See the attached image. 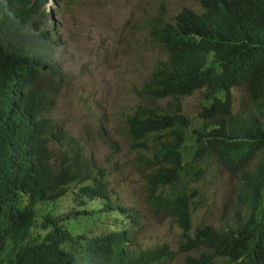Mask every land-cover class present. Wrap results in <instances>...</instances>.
I'll return each instance as SVG.
<instances>
[{
    "label": "trees",
    "instance_id": "16d2710c",
    "mask_svg": "<svg viewBox=\"0 0 264 264\" xmlns=\"http://www.w3.org/2000/svg\"><path fill=\"white\" fill-rule=\"evenodd\" d=\"M46 1L0 0V264H65L75 253L86 264L162 263L172 255L166 245L133 250L123 227L85 238L72 235L63 216L47 212L38 221L35 205L64 196L73 182L80 184L73 200L102 198L107 190L102 171L81 174L77 155L59 168L48 163L49 141L65 144L67 137L54 134L52 90L40 84L44 73L62 76ZM199 5L200 11L183 7L171 21L157 14L147 23L167 56L140 91L167 102L136 106L126 119L129 147L138 150L148 203L181 229L179 250H206L186 255L185 264H216L217 257L225 264H264V0ZM238 86L248 93L247 113L231 110V88ZM195 91L201 110L192 123L180 99ZM203 157L238 174L237 201L248 215L190 235L197 192L186 186L202 177Z\"/></svg>",
    "mask_w": 264,
    "mask_h": 264
},
{
    "label": "rangeland",
    "instance_id": "374dc122",
    "mask_svg": "<svg viewBox=\"0 0 264 264\" xmlns=\"http://www.w3.org/2000/svg\"><path fill=\"white\" fill-rule=\"evenodd\" d=\"M45 7L49 20L55 22L52 29L59 48L55 57L63 72V77L44 73L40 81L42 86L54 89L55 102L49 112L54 127L81 143L83 169L103 172L110 200L138 212L139 223L131 232L132 247L167 243L175 254L165 264H185L186 255L197 256L206 250L198 247L188 253L178 252L180 228L173 219L158 216L149 206L145 173L135 161L138 150L129 147L126 117L140 104L161 106L167 102L140 93L154 65L167 56L166 49L150 36L148 20L160 13L171 21L183 7L200 11L199 0H48ZM231 92L232 111H250L245 87H233ZM180 103L183 113L195 122L201 110V93L184 96ZM152 138L145 140L146 146ZM62 151L59 145L51 144L55 158ZM198 161L203 175L186 186L188 192H197L193 227L211 225L220 229L233 226L237 214L244 219L248 214L237 201L238 174L225 170L212 157ZM79 187L74 182L63 197L37 203L38 221L50 212L63 216L72 235L94 236L107 212L99 208L98 199L80 196L73 200L79 195ZM225 263L226 258H216V264Z\"/></svg>",
    "mask_w": 264,
    "mask_h": 264
},
{
    "label": "clouds",
    "instance_id": "9594fccd",
    "mask_svg": "<svg viewBox=\"0 0 264 264\" xmlns=\"http://www.w3.org/2000/svg\"><path fill=\"white\" fill-rule=\"evenodd\" d=\"M48 0L45 2V5L47 4ZM182 9V8H181ZM180 9V10H181ZM48 11H50L49 9H47ZM179 10V11H180ZM45 12L46 11V7H45ZM160 14V13H158ZM177 14V13H176ZM176 16V15H175ZM47 17L49 19V13H47ZM155 17V16H154ZM153 18V17H152ZM150 18L148 20L147 23H149V21L152 19ZM174 19V18H173ZM50 21V29H52L53 27V24H55V22L53 20H49ZM54 31V30H53ZM156 65V64H155ZM154 65V66H155ZM154 69V67H153ZM153 70H151V73H152ZM60 72L62 74L61 77H63V72L61 71V67H60ZM50 73V72H49ZM151 73H150V76H151ZM55 76V75H54ZM149 76V78H150ZM56 77V76H55ZM148 78V79H149ZM49 89V88H48ZM52 90V89H51ZM141 93V91H140ZM52 94H53V102H55V94H54V89L52 90ZM142 94V93H141ZM143 95V94H142ZM144 96V95H143ZM147 97V96H145ZM150 98V97H148ZM162 100V99H161ZM233 103V101H232ZM53 106H54V103H53ZM53 108V107H52ZM231 110H232V107H231ZM134 111V110H133ZM183 112V111H182ZM133 113V112H132ZM131 113V114H132ZM235 113V112H234ZM130 114V115H131ZM129 116V115H128ZM127 116V117H128ZM50 117V116H49ZM126 117V119H127ZM51 119V118H50ZM53 127H54V124H53ZM127 127V125H126ZM56 128V127H55ZM58 128V127H57ZM55 129L53 130L54 131V134H60V135H63L66 138V141H65V144H60L56 141H49V152H50V159L48 160V163L52 166V168H59V163L62 162L63 165H65L66 163L68 162H71L73 160V158L77 155L78 156V163H79V167H80V170H81V174L84 175V174H90V175H94L95 173H92L91 171H85L82 167V164H81V160H80V155H81V152H82V145L81 143L76 140L75 138H72L70 136H67L65 133H60L58 129ZM189 134V133H188ZM52 143H55L57 145H59L60 147L63 148V151H62V155L58 158H55L54 156H52L51 154V144ZM104 180L107 181V190H106V193L104 194V197L100 198V197H95V198H92V199H98L100 202H97L99 204V208L100 209H103L107 212V216L105 217L104 220H102L99 228H98V232H95L94 236H97V235H104V234H107V233H111L114 231V229L116 228H121L123 227L124 229H126L128 231V233L126 234L127 235V243L129 244V247L133 250H139V249H142V250H145V249H149V248H155V247H161L163 245H166L168 247V249L172 252V255L170 258L164 260L162 263H151V264H165L167 263V261L171 260L173 255L175 254V250H172L170 248V246L167 244V243H163V244H160V245H154L152 247H147V248H133L132 245H131V241L133 239L132 237V230L134 227H136L139 223V218H138V212L136 210H134L133 208H128V207H125L123 206L122 204H119V203H113L111 200H110V196H109V186H108V180L104 178ZM74 183V182H73ZM72 184V183H71ZM70 186V184H69ZM79 191V190H78ZM67 193V191H66ZM63 197V196H62ZM61 198V197H59ZM57 198V199H59ZM56 199V200H57ZM91 199V198H89ZM54 201V200H53ZM149 206H152L149 204ZM153 207V206H152ZM36 209V208H35ZM193 213V211H192ZM192 213H191V218H192ZM170 218V217H169ZM172 219V218H171ZM133 220L136 221V223H133ZM175 222V221H174ZM192 222V221H191ZM176 223V222H175ZM177 224V223H176ZM178 226V225H177ZM202 226H207V225H199L197 227H202ZM179 227V226H178ZM195 227V228H197ZM180 228V227H179ZM193 227V224H192V229L190 231V235H193V232H194V229ZM181 230V229H180ZM76 235V234H75ZM182 235V233H181ZM182 238L180 237L179 239V242H178V248H177V251L178 252H181V253H188V252H191V251H188V252H183V251H180L179 250V244L181 242ZM198 248V247H197ZM194 256V255H192ZM65 264H86L85 261H80L79 260V255L75 253V260L74 261H69V262H66Z\"/></svg>",
    "mask_w": 264,
    "mask_h": 264
}]
</instances>
